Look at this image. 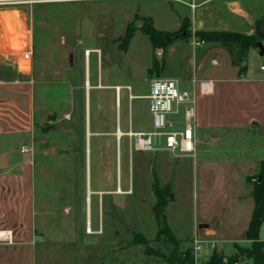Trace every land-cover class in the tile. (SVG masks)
I'll return each mask as SVG.
<instances>
[{
  "label": "rangeland",
  "instance_id": "374dc122",
  "mask_svg": "<svg viewBox=\"0 0 264 264\" xmlns=\"http://www.w3.org/2000/svg\"><path fill=\"white\" fill-rule=\"evenodd\" d=\"M218 1L201 4L194 10L178 2L168 0H98L82 2L81 5L73 2L34 4V55L32 69L35 79L37 108H41L46 103L53 108L55 102L50 99V96L55 95L56 90L60 89V86L61 88H66L68 85L78 84L83 87V79L85 78L83 68L86 69L87 67V71L89 69L91 83H94L93 78L99 63L104 73L109 72L108 82L128 83L132 86L133 92H139V88L142 89L146 86L149 77L148 68L152 65L153 53L158 61H162L163 57H166L167 65L165 64L166 66L162 71V77H184L189 74L192 62L188 59L192 60L195 56H199V52L204 49L205 45L194 47L191 37H178L173 39L172 42L174 44L172 46L165 49V55L161 49L152 51L148 37L139 28L143 17L141 12H146L151 17L152 24L156 29L161 30L162 26L166 24L165 28L169 32L178 30L177 23H181L182 25L186 21L192 22L190 28L195 27L198 30H202L203 25H201L200 21L207 18L212 20L213 18L223 17L225 14L221 10L225 8L231 11L234 9L232 5L237 2L242 3L245 13L238 20H232L229 18L235 19V17L226 16L225 23L228 26H235L236 28L240 24L242 26L248 18L256 14L255 12L261 13L263 17L260 18H264V0ZM82 5H89L88 12H90V18L88 20V17L83 19L84 12ZM29 6L18 9L29 12ZM71 7L78 9V19L69 18L68 13L71 12ZM211 10H216L211 13L213 17L208 15V12L210 13ZM20 12L12 11V9L0 10V23L2 24L0 26V40L1 43L4 40L3 37L8 40L9 49H12L13 54V56H10L11 58H14L15 54L18 53V48L25 45L24 38L26 33L23 32V15ZM44 23H46L48 28L46 27L45 29ZM128 23H133L137 29H135L127 47L124 48L123 46L125 45L122 38L125 35V27ZM4 27L5 33L9 34L7 36H2ZM262 44L264 47V39H262ZM85 49H88V51H85ZM246 61L252 69L259 71L260 63L264 62V55H260L257 49L253 47L250 48ZM151 75L158 76L154 73ZM90 92L91 100L89 105L92 126L96 122L95 120L98 115L103 114L107 120L111 121L112 119L113 125H111V129L114 130L117 109L114 90L100 91V94H102L100 100L98 99L99 92L97 90L92 89ZM75 93L77 97H75L73 107H71L73 124H71V121L63 122L67 124L66 127L69 129L68 135L71 137L72 132H74L75 142L80 143L81 135L78 130L81 129L80 132L82 133L85 110L83 88L82 90L75 91ZM126 94L127 90L125 88L122 89L120 107L122 130L126 129L124 126V102ZM87 102L89 103V100ZM133 102L132 130L139 131V129H144L145 131H150L152 129L150 120L145 117L143 118L141 114L143 107L141 108V112L139 111V99H134ZM139 112L141 127H139ZM96 114L97 117H95ZM52 118L53 115H50V119ZM50 127L48 125L43 129L49 130ZM54 131V128H52L49 131L50 133L44 136L49 143L55 142ZM58 131H61L60 138L62 142L68 140L67 133L63 129ZM255 135L256 138L248 135L246 131L237 130L230 136L229 140L219 142L214 148L206 151L207 156L213 159L232 158L244 161L243 164H240V172L236 169L232 172H227L224 165L216 166V170H213V182L216 185H209L210 191H241V194H243L244 191L251 190L252 183L244 180L243 175L251 173L257 166V163L254 162L260 156L264 157V142L258 140V134ZM108 138L106 137V139ZM97 139L98 137H92V144ZM125 139L126 137L122 138V154L118 162L116 161L115 138L111 137L109 154L105 157V171H92L91 189H95L97 186L105 189H114L116 177L120 178L121 176V187L125 190L131 174L130 180L133 191V193L131 192L128 195L106 197V201L111 203V212L109 214L105 212V231L103 236L106 238V244L112 241L110 242V247H113V250L111 254L106 253V251L105 253L103 252L104 254H102L101 259L105 258V260H108V257L119 258V261H116L117 264H155L152 263L156 260L154 256H147L144 254L142 246L132 242L133 235L140 233L149 241L151 240L148 243L149 247H152L154 250L159 248L164 254L169 252L167 248H164V245L159 246L156 242L152 241L157 232L158 225L152 212L155 197L151 194V186L155 180L160 185L171 184L174 200L169 201L165 207V222L178 242V250L181 251L190 247L192 245L190 240L193 234V222L195 218H199L201 200L200 173L198 171L197 176V170L192 164L193 160L198 156V152H195V156L191 157L190 153L177 150L175 153L180 154V157L177 158L173 153L165 149L152 152L134 151L131 155L137 156L139 159L136 162L133 158V161L131 160L130 164H128L127 158H124ZM33 156H35L37 167L41 166L38 162L43 159V156L39 146L36 147ZM77 158L80 160L83 156L80 155ZM52 160L53 162L56 161L54 157H52ZM116 163L119 172H117ZM54 166L56 167V163L53 164ZM94 166V160L92 159L93 170L95 169ZM79 167V170L76 168V172L72 175H66L65 171H61L58 177L55 175V168L49 169L47 170L48 174L46 178L37 174L35 182L37 200L41 195L42 199L48 201L49 208L56 207L59 219L65 220L63 233H66L65 236L68 239L70 238L71 244L69 247L76 248V250L79 249L80 243L89 241V236L85 235V191H87V188L83 159H81ZM225 197L222 195L221 199H226ZM241 199L243 212L240 216L242 215L243 217L244 213L249 216L253 208L252 196L250 195L248 198L246 194ZM91 201L94 207V195H92ZM65 206H69L71 209L68 215L61 212ZM106 209L108 210V208ZM92 215H94V211ZM242 217L238 225L241 224L245 227L244 224L246 223L242 220ZM70 218L71 220L69 221ZM66 220L72 225L70 233L66 230ZM243 227L240 226L238 230L241 232ZM199 236L201 237V235ZM260 239L264 241V221L260 228ZM114 240H118L117 242L121 241L122 245L116 247ZM216 241L218 242V248L216 247V249L209 251V253L203 252V255L200 254L194 257L196 264L206 262L209 255L213 252L222 255L223 261H227L235 253V243L221 239H216ZM236 244L245 247L240 242ZM43 246L44 244L39 236L37 238V264H44L42 256ZM103 246L99 245L100 248H103ZM167 246L171 249L173 245L169 243ZM88 253H92V250ZM245 260L247 259L240 256L234 264H245ZM248 264H252V261H248Z\"/></svg>",
  "mask_w": 264,
  "mask_h": 264
},
{
  "label": "crops",
  "instance_id": "0c3cea01",
  "mask_svg": "<svg viewBox=\"0 0 264 264\" xmlns=\"http://www.w3.org/2000/svg\"><path fill=\"white\" fill-rule=\"evenodd\" d=\"M82 2L92 1H73V3L80 5ZM213 2L219 1L216 0ZM33 6L34 4L28 7L29 12L20 9L12 10L21 11L20 13L23 15V32L26 33L24 47H28L32 56L28 72H20L16 68L11 58L7 55L9 50L8 40L5 37H3L4 40L2 43L0 40V264H37V238L39 236L44 244L42 255L44 264H117L116 261H119V258L108 257V260H105V258H103L104 260L101 259L105 251L111 254L113 250V247H110V242L112 241L106 244V238L103 236L105 231V212L108 214L111 212V203L106 201V197L133 193L130 180L131 174L125 190L121 187V176L120 178L118 176L116 177V186L114 189H105L100 186L91 189L92 171H105V157L109 154L111 137H114L116 142L117 162L122 154L121 144L123 137H126L124 140V158H127L128 164H130L131 160L133 161V158L136 162L139 159L137 156L131 155L134 151L152 152L137 148L134 145V140L131 135L136 132H149L144 129H139V131L132 130L134 99H139V111L141 112V108L143 107L141 114L143 118L145 117L150 120L152 127L147 95L149 93L150 81L153 78L177 79L182 89L188 90L195 96V123L192 130L194 151L190 152V156L194 157L195 152H198V156H196L192 164L197 170V176L198 171L200 173L199 185L201 200L199 218H195L193 222L192 237L194 235H201L205 239H221L231 241L232 243L240 242L245 247L250 246V241L243 237L251 213L249 216L244 213L243 217L240 214L243 212L241 198L246 196V194L249 198L251 190L244 191L241 194V191H210L209 186L212 184L216 185L213 182V170H216V166L224 165L227 172H232L234 169L240 172V164H243L244 161L232 158L213 159L207 156L206 153V151L214 148L219 142L229 140L230 136L237 130L246 131L248 135L254 138H256L255 134H258V140L264 142V134L258 132V129L264 126V74L260 69L257 71L248 65L246 56L250 48L243 61L240 64H234L231 54L220 43L200 41L196 38L199 44L194 45V47H200L201 45H205V47L199 52V56H195L194 59L192 58L193 61L188 59L192 62L191 72L189 74L184 77H162L163 70L159 72L158 76H152L148 73L149 77L146 86L142 89L139 88V92H133L132 86L128 83L108 82L109 72L104 73L99 63L93 78L94 83H91L89 69L87 71V67L86 69L83 68V71H85L83 87L78 84L68 85L66 88H61L60 86V89L56 90L55 95L50 96V99L55 102L53 108L48 106L47 103L41 108H37L35 79L32 69L34 55ZM232 6H234V9L231 11L225 8L221 10L225 14L223 17L213 18L212 20L207 18L206 20L200 21L201 25H203L202 30H198L195 27L190 28L192 22L189 23L191 34H194L196 31L220 30L244 35H255V21L263 17L261 16L262 14L255 12L256 14L248 18L242 26L240 24L238 28L235 26L231 27L225 23V17H235V19H229L238 20L245 13L241 2H237ZM70 10L71 12L68 13L69 18L78 19V9L71 7ZM82 10L84 12L83 19L88 17V20L90 18V12H88L89 5H82ZM215 11L211 10L210 13L208 12V15L213 17L211 13ZM141 15L143 17H150L146 12H141ZM128 24L125 29H127ZM165 25L162 26V31H167ZM0 26H2L1 23ZM176 26L179 30L181 23H177ZM44 27L46 29V23H44ZM135 28L137 29V27ZM7 34L5 33L4 27L2 36H7ZM173 44L172 42L168 47ZM85 51H88V49H85ZM163 59L167 65L166 57L164 56ZM262 64L264 62L260 63V65ZM241 66H244L243 69H240ZM200 80L208 82L209 91L202 92L198 83ZM81 87L83 88L85 110L82 133L80 132L81 129L78 130L81 135V142L76 143L74 132H72V136L70 137L68 135L69 129L66 127L67 124L63 121H71V124H73L71 107H73V102L75 97H77L75 91L82 90ZM124 88L127 90L126 100L124 102V126L126 129L122 130L120 107L121 90ZM92 89L99 92V100L102 97L100 91L114 90L115 105L117 108L114 130L111 129V125H113L112 119L111 121L107 120L103 114H99L98 117L97 114L95 115L97 119L92 126L89 105L91 100L90 91ZM87 100H89V103ZM140 112L139 127H141ZM59 114L60 116H58ZM50 115H53L52 119H50ZM170 118L176 123V129L183 127L181 112L171 115ZM176 119L178 120L176 121ZM48 125L51 126L49 130H44L43 128ZM52 128L55 130V142L49 143L44 136L50 133L49 131ZM62 129L68 136V140L65 142L61 141V131H58ZM92 137H98L94 144H92ZM106 137L109 138L106 139ZM22 146L30 147L32 151L22 153L20 151ZM37 146L40 147V152L43 156V159L38 162L41 166L38 167L35 156H33ZM82 151H84L83 154ZM65 153L66 155L64 156ZM80 155L83 158L78 160L77 157ZM173 155L177 158L180 157V154L177 153H173ZM52 157L56 159V161L54 160L55 162H53ZM81 159H83L85 164L87 188V191H85V235L90 238L88 237V242L80 243L79 249L76 250V248L69 247L71 244L69 241L70 238L68 239L65 236L66 233H63L65 220L59 219L56 207L49 208L48 201L42 199L43 197L41 195L37 200L35 182L37 174L46 178L48 174L47 170L54 168L57 177L60 176L61 171H65L66 175H72L76 172V168L79 170ZM92 159L95 164L94 170L92 168ZM263 159L264 157L260 156L254 162L257 163V166L251 173L243 175L244 180H246L247 176L258 173L259 163ZM55 163L56 167H53ZM117 167L118 165L116 163ZM117 172H119L118 168ZM151 192L153 195L152 186ZM92 195L95 196L94 207L91 201ZM222 195L226 196V199L222 200ZM196 207L197 205L195 209ZM93 211L94 215H92ZM61 212L68 215L71 209L69 206H65ZM241 217L246 223L244 224L245 227L241 224L238 225ZM69 221H67L66 230L70 233L72 231V225ZM240 226L243 227L241 232L238 230ZM117 241L114 240L116 247L121 246V241ZM99 245L104 246L100 248ZM90 250H92V253H88ZM205 253H209V251ZM248 261L251 260H245V264H248ZM152 263L163 264L162 262Z\"/></svg>",
  "mask_w": 264,
  "mask_h": 264
},
{
  "label": "trees",
  "instance_id": "16d2710c",
  "mask_svg": "<svg viewBox=\"0 0 264 264\" xmlns=\"http://www.w3.org/2000/svg\"><path fill=\"white\" fill-rule=\"evenodd\" d=\"M135 29L133 23L128 24L126 33L122 38L125 45L123 46L124 48L127 47ZM140 30L148 37L152 51L161 49L163 54L165 53V49L172 43L176 34L185 32V38L191 37L188 21L184 22L178 31L169 32L156 29L150 17H142ZM194 35L200 41L220 43L229 51L234 64H240L243 61L248 49L253 47L257 39L255 35H244L220 30L196 31ZM165 66L164 60L158 61L153 53L152 65L148 69V73L150 75L153 73L158 75ZM243 67L244 66H241L240 69H243ZM257 176H260L259 181L256 180ZM246 180L252 183L251 196L253 199V208L244 233V239L250 241V246L242 247L235 243L234 249L236 251L227 261H223L222 255L213 252L204 264H234L240 256L251 260L252 264H264V241L260 239V228L264 221V159L259 163L258 173L247 176ZM152 191L155 197L152 211L158 225L156 235L152 241L156 242L159 246L164 245V248H167L169 252L164 254L159 248L154 250L152 247H149L148 243L151 240L149 241L140 233H135L133 235L132 242L142 246L144 254L147 256H154L156 260L153 262H162L166 264H195L192 247L190 246L179 251L177 248L178 242L165 222V207L169 201L174 200L171 184L168 183L161 186L157 181H154L152 184ZM169 243L173 245L171 249L167 246Z\"/></svg>",
  "mask_w": 264,
  "mask_h": 264
},
{
  "label": "built area",
  "instance_id": "2783aa9c",
  "mask_svg": "<svg viewBox=\"0 0 264 264\" xmlns=\"http://www.w3.org/2000/svg\"><path fill=\"white\" fill-rule=\"evenodd\" d=\"M73 1H96V0H0V10H16L21 7L43 2H73ZM178 2L194 10L197 6L216 0H168ZM193 45H198L199 41L192 34ZM19 53V54H18ZM18 53L14 58L12 49L8 50V56L20 72H28L31 65V51L28 47L18 48ZM260 71L264 74V64L260 65ZM196 81V80H195ZM202 92L209 91L207 81H198ZM149 112L152 120V129L147 132L132 133L134 145L145 151L165 149L171 153L177 150L183 152H193V125L195 123V96L193 93L179 86V82L174 78H153L149 84ZM182 114L183 127L175 128V122L171 115ZM22 153L32 151L30 147H21ZM192 253L194 257L206 251H213L218 248L216 239H205L194 235L191 239Z\"/></svg>",
  "mask_w": 264,
  "mask_h": 264
},
{
  "label": "water",
  "instance_id": "95a60500",
  "mask_svg": "<svg viewBox=\"0 0 264 264\" xmlns=\"http://www.w3.org/2000/svg\"><path fill=\"white\" fill-rule=\"evenodd\" d=\"M185 36H186L185 32H182L180 34H176L175 38H178V37L185 38ZM255 36H256L257 39H256L255 43L253 44V47L257 49V51H258V53L260 55H264V47H263V44H262V39H264V18H259L256 21V24H255ZM0 60H1V56H0ZM258 132L260 134H264V126L260 127L258 129ZM256 180L259 181L260 180V176H257Z\"/></svg>",
  "mask_w": 264,
  "mask_h": 264
}]
</instances>
